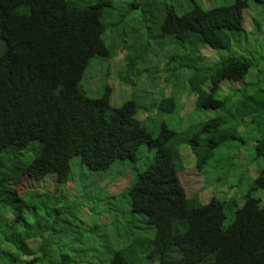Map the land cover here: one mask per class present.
Returning <instances> with one entry per match:
<instances>
[{"label": "trees", "instance_id": "obj_1", "mask_svg": "<svg viewBox=\"0 0 264 264\" xmlns=\"http://www.w3.org/2000/svg\"><path fill=\"white\" fill-rule=\"evenodd\" d=\"M246 3L202 8L189 0L177 13L170 0H0V264H264V203L251 193L264 190V87L252 93L241 81L249 61L209 49H226L244 32ZM205 46L210 53H202ZM122 49L125 63L113 73L122 82L128 76L135 83L132 69L158 55L164 82L172 67L198 109L219 113L193 129L178 132L159 120L151 131L139 116L173 112L172 96L111 105L108 85L88 94L80 80L91 58L109 68ZM220 83L225 93L241 88L232 99ZM240 122L256 126L254 155L263 161L240 204L226 194L210 193L205 201L186 196L177 176L185 165L178 144L202 167L237 137ZM141 143L153 149L152 157L132 178L129 172L128 185L106 192L117 206L101 209L105 220L93 227L81 228L75 214L48 227L28 215L29 204L15 189L23 174L53 172L65 181L73 155L89 169H106L115 158L133 159ZM37 193L42 200L53 196L55 205L63 197Z\"/></svg>", "mask_w": 264, "mask_h": 264}, {"label": "rangeland", "instance_id": "obj_2", "mask_svg": "<svg viewBox=\"0 0 264 264\" xmlns=\"http://www.w3.org/2000/svg\"><path fill=\"white\" fill-rule=\"evenodd\" d=\"M170 1L173 2L174 9L179 13L188 7L189 0ZM197 1L202 8H207L228 3L231 0ZM241 15L244 32H240L237 40H231L232 43L226 49H209L218 53L221 58L236 56L250 62L247 72L241 80L243 84L246 83L245 87L249 88L248 91H250L260 85L264 87V0H247ZM124 52L123 49L117 51L116 57L109 62V68L107 63H103L104 59L96 61L95 57L99 56L91 58L93 62L88 64L80 80L88 94L97 95L102 86L108 85L110 88L109 103L111 105H118L130 97L144 105L151 101L157 102L161 94L172 96L176 105L173 112L149 110V112L145 111L139 116H144V124L149 125L151 131L157 128L159 120H164L167 126L178 132L189 128L193 129L205 118L219 113L218 110L198 109L194 105V95L189 93L185 80L182 77H174L173 75L176 73H172V67L168 72V77H171L170 80L167 79V82H164L160 78L164 73L162 71L164 65L160 64L158 55H147L145 62L139 61V66L132 69L133 79H137L135 83L131 84L128 81V76H125L126 82H122L120 77L114 74L118 68L116 65L125 63ZM202 53L208 54L210 52L205 46ZM142 65L144 69L137 74L136 69L138 70ZM106 67L108 68L107 71ZM111 78L112 80H110ZM230 83L240 85L236 81H230ZM220 87L225 93L226 84L220 83ZM240 88H230V91L225 94L232 92L231 97L233 99L234 95L238 93L237 89ZM254 92L253 90L252 93ZM258 137L259 133L253 122L249 124L240 122L237 137L231 138L217 147L213 156H210L202 167H195L193 153L186 145L178 144L177 147L181 150L180 152L185 154V165L183 169L177 171V176L186 196L196 194L199 200L205 201L210 193L218 198H222L226 194V197H231L239 205L244 193L251 185V177L257 172L256 165L259 166L263 162L260 156L254 155V141ZM152 151V148L141 143L136 148L133 159L115 158L103 170L89 169L80 161L78 155H73L69 158L68 175L65 181H57L53 172H48L41 177L23 174L16 181L15 189L28 202V215L30 217L37 216L40 218V222L48 227L58 228L61 224L65 225L66 222H70L74 214L75 219L82 221L81 228L85 224L86 227H93V223L98 221V218L100 222L105 220V216L102 212L100 213V210L102 209L105 213L106 207L113 204L112 199H107L106 192H118L123 186H126L129 182V172L132 171V178L133 174L142 169L150 160ZM48 191L53 194L62 193V200L55 205L51 201L53 196H50L49 201L42 200L41 193H37L42 192L44 195ZM30 192L31 195L28 196ZM251 193L259 197L261 204L264 203V190L255 188ZM65 203H72L75 209L72 210L73 207L71 206L70 210L66 212H63L62 209L56 213L54 209ZM229 217L230 214L226 216L224 222ZM75 223L78 224L77 221Z\"/></svg>", "mask_w": 264, "mask_h": 264}, {"label": "clouds", "instance_id": "obj_3", "mask_svg": "<svg viewBox=\"0 0 264 264\" xmlns=\"http://www.w3.org/2000/svg\"><path fill=\"white\" fill-rule=\"evenodd\" d=\"M189 94V93H188ZM181 151V150H180ZM182 154H184L183 152H181ZM41 177V176H40ZM128 185V184H127Z\"/></svg>", "mask_w": 264, "mask_h": 264}, {"label": "crops", "instance_id": "obj_4", "mask_svg": "<svg viewBox=\"0 0 264 264\" xmlns=\"http://www.w3.org/2000/svg\"><path fill=\"white\" fill-rule=\"evenodd\" d=\"M191 94V93H190ZM193 95V94H192Z\"/></svg>", "mask_w": 264, "mask_h": 264}]
</instances>
